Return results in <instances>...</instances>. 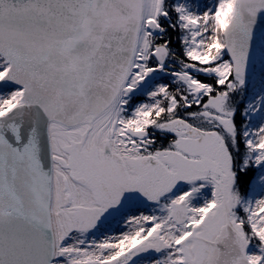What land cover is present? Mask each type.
Masks as SVG:
<instances>
[{"label": "snow or ice", "instance_id": "obj_1", "mask_svg": "<svg viewBox=\"0 0 264 264\" xmlns=\"http://www.w3.org/2000/svg\"><path fill=\"white\" fill-rule=\"evenodd\" d=\"M0 264H264V0H0Z\"/></svg>", "mask_w": 264, "mask_h": 264}]
</instances>
